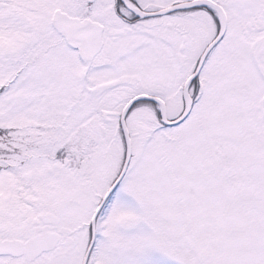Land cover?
<instances>
[{
	"label": "snow or ice",
	"instance_id": "6c2138e0",
	"mask_svg": "<svg viewBox=\"0 0 264 264\" xmlns=\"http://www.w3.org/2000/svg\"><path fill=\"white\" fill-rule=\"evenodd\" d=\"M0 264H264V0H0Z\"/></svg>",
	"mask_w": 264,
	"mask_h": 264
}]
</instances>
